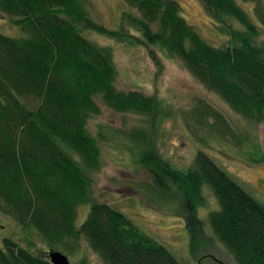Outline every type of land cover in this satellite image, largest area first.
I'll list each match as a JSON object with an SVG mask.
<instances>
[{
	"label": "trees",
	"instance_id": "trees-1",
	"mask_svg": "<svg viewBox=\"0 0 264 264\" xmlns=\"http://www.w3.org/2000/svg\"><path fill=\"white\" fill-rule=\"evenodd\" d=\"M123 1L129 9L113 30L92 17L89 0H0V12L24 32L22 37L0 32V214L25 238L36 234L55 250L75 253L84 241L104 264H184L125 213L94 199L100 141L115 132L100 126L96 137L89 130V121L101 114L98 101L148 119L163 105L157 111L154 96L118 89L113 49L85 32L130 46L139 36L164 59L179 61L234 112L261 124L264 0H245L255 3L258 23L236 0H199L226 38L221 46L187 22L177 0ZM197 101L192 117L206 135H230L242 143L220 110ZM130 134L133 147L128 148L147 169L152 196L178 193L195 208L191 218L197 220L204 190H211L219 209L210 212L209 222L219 242L237 264H264V203L204 151L182 170L158 153L147 132ZM249 160L263 162L264 153L250 154ZM86 204L89 212L78 226L79 207ZM0 264L50 263L7 238Z\"/></svg>",
	"mask_w": 264,
	"mask_h": 264
},
{
	"label": "rangeland",
	"instance_id": "rangeland-1",
	"mask_svg": "<svg viewBox=\"0 0 264 264\" xmlns=\"http://www.w3.org/2000/svg\"><path fill=\"white\" fill-rule=\"evenodd\" d=\"M177 1L183 7L187 22L203 37L215 46L225 44V36L217 32L199 0ZM236 1L258 23L255 3ZM89 3L92 17L113 30L119 29L122 13L129 9L123 0H89ZM0 32L11 37L24 36L21 27L11 24L10 19L1 12ZM85 35L91 41L113 49L118 69V89L154 96L158 102L157 111L163 105L153 119H148L137 114L113 111L98 101L101 114L89 121V130L96 137L100 126L115 132L113 136L109 135L107 141H100L102 165L93 173L94 199L125 213L143 232L184 264H237L210 226V212L219 209L211 190H204L205 202L197 207V220L191 218V211L195 208L178 193L175 192L172 197L164 194L162 198L156 194L152 196V180L148 171L128 148L133 147L130 133L134 129L147 132L151 145L158 149V153L182 170L190 168L199 150L204 151L254 198L264 203V161L257 163L249 160L250 154L264 153V123H251L234 112L179 61L164 59L137 34L133 46L89 31ZM198 99L213 105L227 117L237 134H241V144L236 143L238 139L230 135H206L205 129L199 127L192 117ZM89 209L90 204L79 207L78 226L86 219ZM196 227L199 229L195 231ZM194 232L196 238L193 237ZM7 238L14 239L42 258H47L48 251L55 250L36 234L31 236V240L25 238L11 218L0 214V246ZM61 252L67 255L71 264H104L84 241L75 253Z\"/></svg>",
	"mask_w": 264,
	"mask_h": 264
},
{
	"label": "water",
	"instance_id": "water-1",
	"mask_svg": "<svg viewBox=\"0 0 264 264\" xmlns=\"http://www.w3.org/2000/svg\"><path fill=\"white\" fill-rule=\"evenodd\" d=\"M49 256L52 264H71L67 255L58 250H50Z\"/></svg>",
	"mask_w": 264,
	"mask_h": 264
},
{
	"label": "flooded vegetation",
	"instance_id": "flooded-vegetation-1",
	"mask_svg": "<svg viewBox=\"0 0 264 264\" xmlns=\"http://www.w3.org/2000/svg\"><path fill=\"white\" fill-rule=\"evenodd\" d=\"M46 257H47V258H44V259L47 260L50 264H52V263H51L50 256H49V251H48V253L46 254Z\"/></svg>",
	"mask_w": 264,
	"mask_h": 264
}]
</instances>
